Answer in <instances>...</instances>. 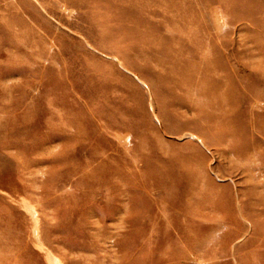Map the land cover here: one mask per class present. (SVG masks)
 <instances>
[{
  "label": "rangeland",
  "instance_id": "obj_1",
  "mask_svg": "<svg viewBox=\"0 0 264 264\" xmlns=\"http://www.w3.org/2000/svg\"><path fill=\"white\" fill-rule=\"evenodd\" d=\"M263 207L264 0H0V264H264Z\"/></svg>",
  "mask_w": 264,
  "mask_h": 264
},
{
  "label": "bare ground",
  "instance_id": "obj_2",
  "mask_svg": "<svg viewBox=\"0 0 264 264\" xmlns=\"http://www.w3.org/2000/svg\"><path fill=\"white\" fill-rule=\"evenodd\" d=\"M258 184V183H257ZM263 186V185H262ZM215 207V206H214ZM222 209V208H221ZM260 210H261V212H263L264 213V207L263 208H260ZM193 211V210H192ZM218 212V211H217ZM216 213V212H215ZM242 213H243V210H242ZM229 214H231V213H229ZM259 214V213H258ZM192 215V214H191ZM233 215V214H232ZM222 216V215H221ZM219 218V217H218ZM225 218V217H224ZM194 223V222H193ZM232 224V223H231ZM235 224V223H234ZM213 225H215V224H213ZM190 226V225H189ZM225 226V225H224ZM227 226V225H226ZM259 226H260V223H259ZM210 227V226H209ZM193 228H189V230H192ZM198 229V228H197ZM215 229V228H214ZM238 229V228H237ZM200 230V229H199ZM209 230V229H208ZM193 231V230H192ZM215 232L217 231V230H214ZM231 231V230H230ZM202 233V232H201ZM200 233V234H201ZM204 233H206V232H204ZM208 233V232H207ZM192 234V233H191ZM194 234V233H193ZM221 234V233H220ZM218 235V234H217ZM229 236H230V234H229ZM210 237V236H209ZM222 237V236H221ZM191 238V237H190ZM193 238H194V236H193ZM236 238V237H235ZM234 238V239H235ZM215 239V238H214ZM225 239V238H224ZM229 239V238H228ZM231 239V238H230ZM227 240V239H226ZM196 241V240H195ZM197 243H198V241H197ZM227 245V244H226ZM198 246V245H197ZM192 247V246H191ZM190 247V245H188V246H186L185 247V249H186V252H191L192 253V255H194V258H195V261H197V260H199L198 259V257H201L200 256V254H199V252L197 251V249L196 248H191ZM225 247V246H224ZM253 247V246H252ZM201 248V247H200ZM226 248H227V246H226ZM223 249V248H222ZM172 259H179V263H177V264H195L194 263V261L192 260V259H190L189 257H188V255L187 254H184V253H173V254H171V255H167V256H165L164 257V261H169V260H172Z\"/></svg>",
  "mask_w": 264,
  "mask_h": 264
}]
</instances>
